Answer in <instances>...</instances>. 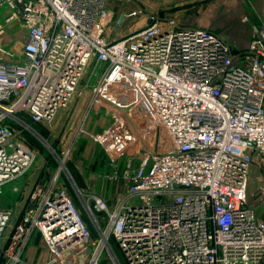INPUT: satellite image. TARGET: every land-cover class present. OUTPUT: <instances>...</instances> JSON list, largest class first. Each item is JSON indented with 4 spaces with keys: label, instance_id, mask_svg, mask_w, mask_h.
Instances as JSON below:
<instances>
[{
    "label": "built area",
    "instance_id": "2783aa9c",
    "mask_svg": "<svg viewBox=\"0 0 264 264\" xmlns=\"http://www.w3.org/2000/svg\"><path fill=\"white\" fill-rule=\"evenodd\" d=\"M110 1L0 0V34L12 22L25 32L20 60H4L12 52L0 44V194L36 159L21 134L72 111L89 68L93 105L117 89L139 113L134 136L160 126L173 146L119 174L125 151L110 123L95 140L111 148L107 176L130 180L124 195L112 204L80 190L82 210L63 166L47 169L7 238L12 211L0 205V264H32L23 252L37 230L48 263L84 252L85 264H122L115 241L128 264H264V220L248 197L251 165L264 168V26L236 50L216 30L150 12L110 41Z\"/></svg>",
    "mask_w": 264,
    "mask_h": 264
},
{
    "label": "crops",
    "instance_id": "0c3cea01",
    "mask_svg": "<svg viewBox=\"0 0 264 264\" xmlns=\"http://www.w3.org/2000/svg\"><path fill=\"white\" fill-rule=\"evenodd\" d=\"M108 8L111 12V20L106 26L105 38L110 41L126 36L127 34L142 28L146 24L147 15L150 12H164L176 16L185 26H196L216 30L221 33L229 43L234 44L233 48L236 50L245 49L248 46L253 33L257 31V28L260 29V27L264 26V0H112L109 2ZM233 12H236V14L234 15V18H231ZM3 13L4 12L1 11L0 23L3 22ZM218 17L222 18L223 21ZM10 26L17 27V29L13 31L15 33H9L10 29L9 31L6 30L4 33L0 34V44L8 48L10 47L9 49L17 55V57L4 55L3 59L7 61H17L20 60L21 57L25 32L17 22H12L11 24H8L7 27L10 28ZM13 48L16 50L20 49V51L18 50V52H16ZM91 97V90H87V92L84 91V93L81 94L75 107L70 112L71 115L69 121H67V130L70 127L75 126L76 128L79 126V129L84 131L87 127L86 115L87 117L89 115L87 110L91 105ZM83 119H85V121ZM102 126H104L102 125V122L96 123L94 128L95 134L102 130ZM94 143L98 147V142L96 140H94ZM101 156L102 163H98L93 168L92 174L85 177V180L82 181V183H77L80 188L87 189L84 192L85 194H99L107 199L109 203L114 204L118 197L115 199L114 197H111V194L110 197H107L103 195L108 194L107 191H102L103 187L100 189L98 188L100 181H108V172H116H113L114 169L109 166L108 158L105 157V153L102 154L101 152ZM123 157V162L126 163L128 161L127 154ZM43 165L44 164H41L40 170L33 173L32 176L19 177L20 179L26 178V183L21 190L15 188L18 198L17 204H14L10 199L8 200V198L1 194V205L10 208L12 211V225L18 221L21 212L29 202L36 182L46 171L44 170L42 172ZM121 165L119 174L124 170ZM50 174L51 173L49 172V175ZM118 178H120V175ZM258 183L262 184L261 186L264 185V168L262 162L256 161L250 167L248 197L249 191L250 193H253L254 188ZM91 187L98 188L101 193L96 192L97 189L90 190ZM126 188L124 190H126ZM124 190L119 195L125 192ZM258 198L251 199V203L253 204H251L249 200V204L255 209L257 215L264 220V208L260 204ZM12 225H9L10 228L7 229L5 238L10 236L13 227ZM38 237L41 238L40 241L36 240ZM50 255L51 252L43 240L40 231H35L24 248L23 258L32 264H47L48 261H50Z\"/></svg>",
    "mask_w": 264,
    "mask_h": 264
},
{
    "label": "rangeland",
    "instance_id": "374dc122",
    "mask_svg": "<svg viewBox=\"0 0 264 264\" xmlns=\"http://www.w3.org/2000/svg\"><path fill=\"white\" fill-rule=\"evenodd\" d=\"M235 14L236 12H233L231 18H234ZM220 19L221 21H223L222 18ZM15 29H17V27H7V31L10 30L9 33L11 34L15 33L13 32L15 31ZM257 30H259V28H257ZM230 44L234 47V44ZM14 50L16 52H18V50L20 51V49ZM11 56L17 57V55L13 52ZM96 67H99L101 71L104 70V65L99 66L98 64ZM89 72L90 68L88 69L86 75V77L89 78L87 82L88 87L82 90L81 94L84 93V91L87 92V90H90V85L95 82V77L93 75L90 76ZM70 112L71 111L61 113L58 116L57 120L53 123L52 127L37 126L36 130L38 132L36 133L31 132L29 130H24L19 139L23 140L26 145L30 146L36 154V159L34 163L24 176H32L33 173L40 170L41 164H44L42 172L44 170L50 169L51 173L53 174L57 171L58 167L63 166V171L61 174L62 179L67 184L68 189L71 191V194L73 195L74 199L82 210L83 207L81 203L80 190L81 193H83L87 189L85 190L82 189V187L80 188L78 186V183H82V181L85 180V177L91 175L93 168L101 162V152L102 154L105 153V157L108 158L107 150L111 149L107 145L103 146L102 143H98L97 147V145L94 143L96 134H98L97 132L96 134L94 132V128L97 122H102V125H104L102 126V130L99 132V134L104 131L110 123L114 122L116 126H119L120 129L117 130V134L118 136L122 137V140L120 141V143H118V146H120L121 149L125 151L123 155L127 154L128 158V162L124 163L123 155L118 157L119 165L123 163L121 165L123 169L127 168L126 165L129 163V160H131V165L128 168L132 171L137 166L138 162H140L141 157L149 155L148 157L151 158L153 156V153L155 154L156 152L166 151L167 149H170L173 146L172 141L167 135L166 131L160 126L151 130L145 136V138H143L144 140L138 138V135L134 136L137 133L139 134V130H141L140 128L142 127V125H139L137 121L139 113L134 108V101L130 97L126 96L115 88L112 90V93H106L103 96L99 97L98 101H96L94 105L91 101V105L87 110V113L89 114L88 117L85 113L87 118V127L84 129V131H81V129H79V126L76 128L75 126L70 127L67 130V121H69L71 115ZM83 120L85 121V119ZM133 136L137 137L134 141ZM112 157L116 161L115 157ZM67 170L70 171L73 178H70L68 175L65 174ZM123 175L125 176V174ZM123 175L120 176V178L109 177L108 181H100L98 188L100 189L103 187L102 191H107L108 193L103 194V192L102 194L107 197H110L111 194V197H114L115 199L118 197L116 201L118 202L125 192H123L121 195L119 194L126 187H128L130 183V180L124 177ZM25 183L26 178H16L15 180L9 181L2 185L1 194H3L4 197L8 198V200L10 199L14 204H17L18 198L17 192H15V188H19V190H21L24 187ZM261 185L262 184L259 183L256 184L253 193H250L249 191L250 203L251 199H256L258 197L259 200L261 199ZM98 188L91 187L90 190L97 189L96 192H100ZM1 194L0 196H2ZM12 222L13 221L10 222V226L13 224ZM9 228L10 227L8 226V229ZM94 237H98L96 231H94ZM40 239V237L36 238L37 241H40ZM113 246L122 264H128L126 258L124 257L123 253L121 252L120 248L117 246V243L115 241H113ZM51 255L49 260L53 258V256ZM65 260L66 258H61L53 263L85 264V261L87 259L86 254L84 252H80L79 254L75 255L74 258H71V260H66V262Z\"/></svg>",
    "mask_w": 264,
    "mask_h": 264
},
{
    "label": "water",
    "instance_id": "95a60500",
    "mask_svg": "<svg viewBox=\"0 0 264 264\" xmlns=\"http://www.w3.org/2000/svg\"><path fill=\"white\" fill-rule=\"evenodd\" d=\"M82 261V260H81Z\"/></svg>",
    "mask_w": 264,
    "mask_h": 264
}]
</instances>
